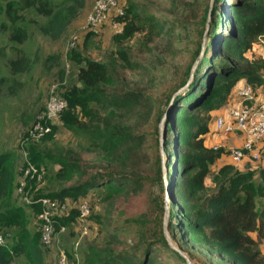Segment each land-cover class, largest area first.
Here are the masks:
<instances>
[{
	"label": "trees",
	"instance_id": "1",
	"mask_svg": "<svg viewBox=\"0 0 264 264\" xmlns=\"http://www.w3.org/2000/svg\"><path fill=\"white\" fill-rule=\"evenodd\" d=\"M167 1L181 17H160L147 10L146 4L127 0L123 15L112 18L121 31L112 36L113 49L103 60L85 58L78 48L69 50L67 58L76 72L74 82L64 81V73H60L64 86L57 94L67 108L57 120L83 151L96 153L99 169L88 171L74 151L53 153L39 145L52 141L58 130L47 123L50 132L23 149L25 162L37 173L26 180L31 204L21 206L14 203L13 193L17 168L25 170V164L20 162L16 168L11 154H0V238L5 239L0 244V264H55V257L48 262L51 251L42 245L41 199L72 205L65 215L53 219V225L56 233L64 227L73 235L80 218L75 205L80 200L87 199L91 207L90 231L92 224H101V216L95 212L97 203H107L110 208L114 196L137 194L146 188L160 191L156 219L140 220L149 226L142 236L147 240L125 244L127 248L119 251L109 244L91 245L80 263L64 250L67 259L74 264L176 260L187 264L180 251L189 248L210 256L211 263L264 264L260 249L264 241V168L241 170L225 164L212 171L227 152L204 144L214 121L212 113L230 101L240 82L252 86L256 96V90L264 94V58L248 57L256 43L264 42V0H214L211 11L209 0L191 7L182 0ZM84 7L85 0H0V34L6 39L0 52L8 50L14 56L3 64L7 76L0 77V85L9 94L14 95L15 87L21 85L16 78L31 69L30 58L20 50L32 37L30 30L35 28L38 35L59 41ZM94 37L91 32L86 34L83 50H88ZM204 37L203 54L191 74ZM207 53L210 56L203 70ZM57 58L47 61L57 62ZM180 66L185 75L178 90L186 89L172 100L174 88L165 87L176 80ZM127 72L137 74L130 79ZM166 112L161 144L158 124ZM31 139L26 133L23 141ZM161 145L167 158V230L179 252L170 248L162 230ZM72 181L70 186H61ZM90 193L94 195L90 197ZM107 238L110 243L119 242L118 236Z\"/></svg>",
	"mask_w": 264,
	"mask_h": 264
},
{
	"label": "rangeland",
	"instance_id": "2",
	"mask_svg": "<svg viewBox=\"0 0 264 264\" xmlns=\"http://www.w3.org/2000/svg\"><path fill=\"white\" fill-rule=\"evenodd\" d=\"M130 1L134 3L146 4L149 6L147 10H149L151 13H156L160 17L171 16L176 18L182 16L181 13H175L172 10L171 5L167 0ZM203 1L204 0H182V2L187 4L189 7L194 6L195 3H202ZM213 1L214 0H209V4L213 3ZM95 2L96 0H85V7L81 16L69 26L65 36L59 41H50L47 38L38 35L35 28H32L30 30V35L32 36L30 40L23 46H20L22 53L26 57L28 56L31 60V69L29 73L22 74L16 78V80H18L21 85L19 87H15L14 95H11V93L9 94L6 90V87L0 85V154H11L13 156L11 160L12 162L16 163H14L16 168L19 166L20 162H24V160L27 159V156L23 151L24 147L29 143H38V140L36 139L28 140L30 142L26 143V141H23L24 135L30 132L32 126L35 125L34 122L37 121V119L41 116V112L50 98V92L53 89L58 91L64 86V83H61L59 80L60 73H64V81L74 82L76 68L68 61L67 56L70 52L69 50L78 48L85 58L92 60H103L106 56H108L109 51L113 49L111 38L113 35L121 31V26L112 23V18L115 16V12L111 13V17L108 19L107 23L102 26L97 31V33H93L95 37L92 39L88 50H83V41L86 34L90 32L88 30L86 20L87 16L91 13ZM116 2V10H120V8L123 10L127 0H116ZM2 36L4 35L0 34V51H4L3 48L6 44V39ZM206 40L207 37H205V39L203 38L202 40L203 44H201V53L194 62V65L191 69V74H193L195 66L201 59ZM132 46L134 48V53H136L133 43ZM56 56L58 57L57 62L47 61L48 57ZM209 56V53H207L203 62V70L207 68L206 59ZM248 57L264 58V42L259 41L256 43ZM11 58H14V56L10 53V51L7 50L6 54L5 52H0V77L7 76L5 73L6 69L3 64L6 63V60ZM177 69L180 71V73L177 75L176 80L165 87V89L168 88V86H172L171 88H174V91L172 92V100L186 89V86H184L178 90L180 83L184 79L185 72L183 66H180ZM136 74L129 73L127 76L130 79H133L135 78L134 76ZM191 79L192 76L190 77L189 81H191ZM10 86L12 85H9L8 87ZM159 94L160 92L157 93V95ZM52 124L58 126V130L54 138L52 141H47L45 143L40 142L39 145L46 146L48 148L47 150L53 153L60 150L74 151V155H80L83 166H85L87 170L90 168L89 170L96 171L100 168L97 166L95 161L97 157L96 153L83 151V149L73 139L70 133L62 126H59L57 119L54 120ZM216 135H218L217 139H219L220 142H223L221 139L225 136L221 134ZM236 148H227V153L230 154V150ZM261 157H263V150ZM161 159L162 165L164 163V169H166L165 162L167 158L165 154H163V156L161 154ZM260 161L257 163H252V166L259 167ZM213 170H216L215 167H212V171ZM17 175V181H15L14 186L15 191L13 193L15 201H13L14 203L16 202L21 206H24L22 198L17 192V186L22 182L23 179V173H21L20 168H17ZM206 182L209 184L210 179H208ZM72 184L73 181L61 183V186L66 187ZM42 187L45 188L43 184ZM159 192L160 191L158 190L146 188L141 193H126L119 196H114L112 201H110V208H107V203H97L95 212L100 214L101 224L94 223L93 221L94 225L92 224L89 234L86 237H81L78 226H76L73 235L69 232V230L60 234L56 233L51 244L47 248V250L51 251L47 253L48 262L55 257V264H60V257L58 254L59 250L63 253L65 250L68 251L70 255L73 254L74 259L80 263L85 252L87 251V248L91 245L104 247L108 246L109 244L110 248L119 251L123 248H127V245H134L137 240H147L146 238L142 237L145 234L144 228L147 225L142 224L140 220L143 218L145 221L153 222V220L156 219L158 213L157 208L159 202ZM92 195H94V193ZM92 195L90 193V197H92ZM68 206L69 208L72 207L69 202L67 203V207ZM165 209L166 208L164 207L162 226L163 235L166 232L167 236L164 235V237L168 245L170 248L173 246L177 249V245L171 241L167 230L169 204L167 205L168 210ZM166 211L168 212L166 213ZM101 228H103L101 234H97V231H100ZM9 232V230H6L7 235ZM141 232L143 234H141ZM115 236H118L119 242L117 241L110 243L109 241L111 238L108 239L107 237ZM1 241L4 243L5 239L2 238ZM184 249L186 250L185 253L180 251V254L181 256L183 255L190 262V264H217L214 261L211 263L210 256H207L202 251L192 250L189 248ZM260 249L264 252V241L261 243ZM151 258L155 259L153 256H151ZM164 264L182 263L176 260L174 262H168Z\"/></svg>",
	"mask_w": 264,
	"mask_h": 264
},
{
	"label": "built area",
	"instance_id": "3",
	"mask_svg": "<svg viewBox=\"0 0 264 264\" xmlns=\"http://www.w3.org/2000/svg\"><path fill=\"white\" fill-rule=\"evenodd\" d=\"M116 6V0H96L91 13L87 16L88 30L97 33L107 23L112 12H115V16L123 15V10L121 8L116 10ZM50 93V98L41 112V116L29 132L32 139H38L48 134L50 128L47 123H52L67 108L66 101L58 96V91L53 89ZM224 106L227 107L229 114L227 117L214 118V133L236 135L243 139L240 148L230 150V154L227 153V156L235 165L242 163L245 159L250 162L259 161L262 154L261 143L264 140V96L262 98L256 96L253 87L245 83L236 90L234 97ZM25 161L26 159L23 164L26 168L21 170L23 179L17 186V192L21 196L23 204H31L29 194L25 191L26 180H31L37 171ZM40 203L43 210L38 216V221L44 232L42 245L48 248L56 234L53 219L65 215L69 206L67 207L68 202L61 204L49 199H41ZM76 207L80 213L78 221L80 235L86 237L89 234L87 218L90 216L91 207L87 199L80 200ZM63 232H66V229L61 227L58 234ZM59 253L60 264H74L67 259L63 252L59 251Z\"/></svg>",
	"mask_w": 264,
	"mask_h": 264
},
{
	"label": "crops",
	"instance_id": "4",
	"mask_svg": "<svg viewBox=\"0 0 264 264\" xmlns=\"http://www.w3.org/2000/svg\"><path fill=\"white\" fill-rule=\"evenodd\" d=\"M244 84H245V82H240L235 87V89L231 95V98L234 97L236 90L239 87L243 86ZM256 91H257L256 93L258 94L259 98H262L264 96V94H262L263 92L261 90H256ZM228 114H229V111H228L227 107H225V106H222L221 108H219L218 110H215L212 113L214 118H216V117H227ZM210 126H211L210 127V133L206 136L205 142H204L206 147H208V148L219 147V148H223L227 152V148H229V147H235L236 148V147H240L242 145L243 139L240 138L239 136H236V135H224L225 137L221 139V140H223V142H220V140L217 139V136H218V135H216L217 133H214L213 124H211ZM221 135H223V134H221ZM261 146H262V150H263V157H261V161L259 160L260 161L259 167L264 168V140L261 143ZM228 150H230V149H228ZM259 161H257V162H259ZM257 162H250L249 160L245 159V160H243L242 163H240L239 165L237 164L236 166H238V168L241 170H244L245 168H247L249 166L256 169L258 166H252V163H257ZM225 164H233L231 162L230 157L227 155L223 156L220 160L217 161L215 168H218L221 165H225Z\"/></svg>",
	"mask_w": 264,
	"mask_h": 264
},
{
	"label": "water",
	"instance_id": "5",
	"mask_svg": "<svg viewBox=\"0 0 264 264\" xmlns=\"http://www.w3.org/2000/svg\"><path fill=\"white\" fill-rule=\"evenodd\" d=\"M212 4L213 3H211L210 4V8H209V11H211V9H212ZM208 20H209V18H208ZM204 39H205V37H204ZM198 64V63H197ZM197 66V65H196ZM195 66V67H196ZM166 115H167V112H166V114L164 115V117H163V119H162V121L160 122V124H159V129H160V132H161V139H160V142H161V144H162V142H163V139H164V132H163V123H164V121H165V119H166ZM160 151H161V154H162V156H163V148H162V145H161V147H160ZM164 163H163V165H162V170H163V174H164V186H165V210H168L167 209V205H168V203H169V187H168V185H167V181H166V179H165V171H166V169H164ZM168 211H166V213H167ZM164 231H165V227H164ZM165 236H167V234H166V232H165V234H164ZM172 247V249H174L175 251H177V252H179L176 248H174L173 246H171ZM183 256V255H182ZM184 257V256H183ZM184 259L186 260V262H187V264H190V262L184 257Z\"/></svg>",
	"mask_w": 264,
	"mask_h": 264
}]
</instances>
